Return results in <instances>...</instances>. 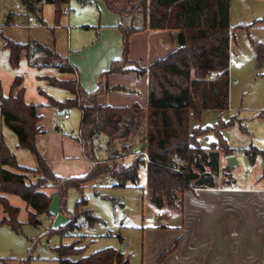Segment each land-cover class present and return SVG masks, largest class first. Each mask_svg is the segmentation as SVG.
Wrapping results in <instances>:
<instances>
[{"label": "trees", "instance_id": "1", "mask_svg": "<svg viewBox=\"0 0 264 264\" xmlns=\"http://www.w3.org/2000/svg\"><path fill=\"white\" fill-rule=\"evenodd\" d=\"M29 11L40 10L42 3L54 4L55 19L62 15V5L69 0H25ZM108 8L121 17L119 27L123 30V57L114 60L107 73L120 71L128 62L127 53L129 36L141 29H169L177 31L178 47L163 58L155 59L147 67H138L137 74H148V103L146 107L133 103L127 106L102 105L97 101L102 92L97 88L86 92L77 78L61 81L48 78L51 85L69 90L73 98L60 101L46 95L47 102L56 110L78 106L81 109L80 133L75 139L80 142L85 156L91 160L89 171L78 177H60L51 167L36 145V137L43 132L41 115L37 105L25 100L23 76L16 75L8 93L3 91L0 80V110L3 123L14 131L18 147L27 149L33 155L35 167L21 165L0 134V206L5 214L0 218V225L13 229L21 226L20 207L10 203L8 197L1 194H13L25 200L29 207L28 221L38 226L42 217L51 218L49 211L53 194L44 189L53 188L59 195V208L68 220L57 228H50V236H66L77 227L94 226L99 217L87 208V200L79 199L73 210L66 209V195L70 187L81 192L87 183L99 175L116 178L118 185L128 181L137 184L139 168H146V186L150 191L151 202L159 209L165 205L180 207L183 194L187 190L216 187L220 176V153L231 156L234 149L221 136L220 130L235 123V118L228 121L221 118L213 126L191 127L192 111L199 113L207 109L224 113L229 108L230 89V0H105ZM38 6V8H37ZM138 12L142 23L138 26L127 25L126 16ZM263 21L262 19L256 20ZM242 25V24H241ZM239 27V25H238ZM2 34V33H1ZM5 39V48L9 49L8 62L11 67H18L24 51L31 45L47 57L56 58L59 70L75 72L69 62L62 63L59 54L50 47L38 42L19 43ZM256 52V65L261 67L264 61V42L253 41ZM77 100V101H75ZM79 102V103H77ZM214 132L217 141L209 147L200 145L199 138ZM107 137L109 148L113 144H122L121 153L109 156L108 162L100 163L90 148L100 135ZM129 141L131 144H126ZM139 144L138 153L130 165H114L118 158L133 153L131 145ZM143 144L145 147L142 148ZM247 152L252 158L264 150L250 147ZM144 153L147 155L145 157ZM106 161V160H105ZM112 163V164H110ZM12 167L15 171L8 169ZM32 174L34 179H29ZM262 176L264 177V170ZM82 221V222H80ZM80 222V223H79ZM79 241L55 247L59 257L57 264H128V257L121 250L106 247L84 255L87 246L78 247ZM172 245L161 254L170 253Z\"/></svg>", "mask_w": 264, "mask_h": 264}, {"label": "rangeland", "instance_id": "2", "mask_svg": "<svg viewBox=\"0 0 264 264\" xmlns=\"http://www.w3.org/2000/svg\"><path fill=\"white\" fill-rule=\"evenodd\" d=\"M102 2L104 1L69 0L65 5L67 9L62 8L64 13L59 20L55 19L54 5L44 2L40 7L46 25L38 22L32 27H27V16L32 13L26 7L25 0H0V32L4 38L14 42H38L49 46L60 55L59 61L65 63L68 50L77 51L78 43L76 42L87 43L96 40L99 36L97 22ZM38 11L35 10L33 13L38 15ZM130 18L132 24L136 26L142 23L138 12L132 13ZM259 19L263 21L256 22ZM65 25L69 27L68 30L65 29ZM87 25H91V28L88 29ZM230 25L232 29L229 108L224 113L207 109L201 113V117L197 112L193 118H190V125L191 127L200 124L213 126L220 118L223 121H228L231 117L235 118V123L221 129L220 133L227 143L234 147L238 155V164L233 171L238 180L237 185H243L245 180L249 184L251 179H258L264 170V157L261 154L256 155L253 161L242 155V152L250 147L264 149V61L261 67H257L256 52L252 45V40L264 42V0H230ZM87 39L89 40L84 41ZM4 47L5 44L0 49V78L5 93L9 92L15 76L20 74L24 79L25 100L28 102L38 104L45 99V96L38 92L39 88L41 92L45 90L62 101L73 98L69 90L51 85L47 80L55 78L69 81L71 84L75 79L73 74L55 67L58 64L56 58L47 57V52L31 45L28 51L22 53L18 67L14 68L8 62L9 49ZM39 109L42 114L41 124L45 130V134L39 137L37 142L40 147L47 145L55 150L58 144L52 132L56 125L63 135L77 142V145L73 143L78 150H73L72 157L55 158L52 161L50 167L53 173L60 177H78L86 174L92 163L82 153L80 142L74 138L80 133L81 109L78 106L62 110L41 106ZM63 112L68 113L70 118L64 119ZM0 134L21 165L35 167L36 161L33 155L29 150L18 147L16 134L3 123L1 110ZM213 141H217L214 132L199 138L202 146H210ZM126 144L131 143L127 141ZM121 147L122 144L116 143L109 148L107 137L102 134L90 146L100 163L108 162L109 156L115 154L118 156L121 153ZM130 148L133 153L127 157L118 158L114 164L117 165L116 167L120 164L128 166L135 156H143L142 153L137 152L138 143L131 145ZM58 156L59 154L56 157ZM7 168L15 171L12 167ZM249 168L253 172L247 176L246 172ZM109 177L110 175H99L87 183L80 184L82 188L85 186L82 192L75 187L68 189L66 209L73 210L76 202L85 198L87 208L91 209L100 221L94 226L85 225L84 221H80L82 227L75 228L64 237L50 236L47 232L50 226L57 228L68 220V215L59 208V195L55 193V189H44L48 194H53L49 207L52 217H42V223L38 226L29 223L28 215L32 208L25 200L13 194H1L8 197L11 204L20 207L19 221L22 223L18 229L0 225V264H57L59 255L55 247L60 243L67 244L74 241H79L78 247L87 246L84 255L106 247H114L125 253L129 260L128 264H162L168 254L160 260L161 254L172 244L169 237L153 234V228L160 226L161 219L164 217L169 218L170 224L180 225L182 221L180 209L167 205L159 209L151 202L144 166L139 168L137 184L128 181L125 185H118L115 177L111 176L113 179L108 181ZM261 177L264 181V177ZM28 178L34 179V176L29 174ZM228 178L230 183L231 179ZM159 212L162 214L159 215ZM228 212L248 221L244 222L242 226L244 230H242L244 235L253 237L258 225L255 218L258 214L264 215V201L258 198L244 200L242 204L230 205ZM4 216L0 206V218ZM209 231L206 229L205 233H199V237L205 240L206 236L210 235L214 241L215 238L218 240V235L212 237L214 232ZM192 233L195 234L196 230ZM214 243L211 242V246ZM193 258L195 264H206L205 258L197 254Z\"/></svg>", "mask_w": 264, "mask_h": 264}, {"label": "crops", "instance_id": "3", "mask_svg": "<svg viewBox=\"0 0 264 264\" xmlns=\"http://www.w3.org/2000/svg\"><path fill=\"white\" fill-rule=\"evenodd\" d=\"M103 1L97 22L99 36L96 40H91L87 43L76 42L78 43L76 52L71 49L68 50L66 59L75 72L67 73L73 74L86 92L101 88L102 92L97 97L99 104L127 106L138 103L140 106L146 107L148 103V74L142 73L139 75L136 69L138 67H147L155 59L163 58L175 50L179 45L177 31L144 28L132 33L129 36L128 62L122 65L120 71L107 73L112 62L123 57L124 34L121 27H119L121 22L120 15L110 10L105 0ZM66 4L62 5L65 10L67 9ZM63 9L62 13H64ZM39 11L38 15L31 11L32 14L27 16L28 24L32 21V26L38 22L46 25L41 9ZM130 17L126 16L124 19L127 25L132 24ZM28 24L26 25L27 27H32L28 26ZM64 27L66 30L69 29L67 25ZM87 28L90 29L91 25H87ZM40 89L38 92L45 96V99L35 104L37 105L38 114L42 115L39 109L41 106L50 108L52 106L48 104L45 95L50 94L45 90L41 92ZM197 112L192 111L190 118H193ZM202 112L199 113V117H201ZM65 114L63 112V117ZM39 124L43 132L37 135L36 145L49 165H52V161L55 158L67 159L72 157L71 154H74L73 150H78V147L73 146V143L77 145V142L70 137L68 138L65 134L63 135L58 125L54 127L52 132L58 144L55 150L47 145L46 147L44 145L40 147L37 142L39 137L45 134V130L41 121ZM229 147L231 146L229 145ZM231 148L234 149V147ZM81 150L84 153L82 145ZM242 153L245 158L253 161L254 158L247 152V149ZM58 154L59 156L56 157ZM232 155L236 157L237 163L235 165H237L238 155L235 149ZM227 157L224 153H220L221 171L216 187L187 190L183 194L182 206H171L179 208L182 213L180 225H172L169 223V218L164 217L161 219V225L153 228V234L162 237L167 236L170 238L171 244H175L174 249L168 253V257L162 264H195L193 257L196 254L205 258L206 264H264V215L258 214V217H254L257 219L258 225L254 236L249 237L244 235V228H242L244 222L248 221L239 215H233L228 212L230 205L242 204L244 200L258 198L264 201L262 175L258 179H251L249 184L245 180V183H242L243 185H237L238 180L233 171L235 165L229 169L227 167ZM250 172L252 173L253 170L251 169ZM228 177L231 179L230 183ZM206 229H209V232H214L215 235L213 234L212 237L218 235V240L215 238L214 241L213 238H210V235L206 236L205 240L201 239L199 233H205ZM194 230H196L195 234L192 233ZM211 242H215L214 245L211 246Z\"/></svg>", "mask_w": 264, "mask_h": 264}, {"label": "built area", "instance_id": "4", "mask_svg": "<svg viewBox=\"0 0 264 264\" xmlns=\"http://www.w3.org/2000/svg\"><path fill=\"white\" fill-rule=\"evenodd\" d=\"M33 24H32V21L28 24V26H32ZM0 29H1V26H0ZM4 44H5V39H4V37L2 36V34H1V32H0V49H2V47L4 46ZM69 117V115H68V113H66L65 115H64V118H68ZM144 155H145V157L147 156L145 153H144ZM250 171H251V169H249V171L247 172V175H249V173H250ZM113 178H111V176L108 178V181H110V180H112ZM162 213L161 212H159V215H161Z\"/></svg>", "mask_w": 264, "mask_h": 264}, {"label": "water", "instance_id": "5", "mask_svg": "<svg viewBox=\"0 0 264 264\" xmlns=\"http://www.w3.org/2000/svg\"><path fill=\"white\" fill-rule=\"evenodd\" d=\"M145 147V144H143L142 148ZM237 163V159L235 156L231 155L227 157V167L230 169L233 165Z\"/></svg>", "mask_w": 264, "mask_h": 264}]
</instances>
